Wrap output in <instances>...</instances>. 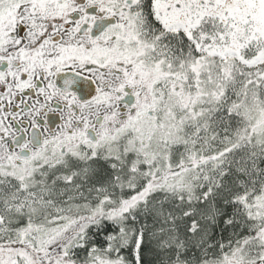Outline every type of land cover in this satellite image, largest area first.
<instances>
[{
  "label": "snow or ice",
  "instance_id": "6c2138e0",
  "mask_svg": "<svg viewBox=\"0 0 264 264\" xmlns=\"http://www.w3.org/2000/svg\"><path fill=\"white\" fill-rule=\"evenodd\" d=\"M0 264H264V0H0Z\"/></svg>",
  "mask_w": 264,
  "mask_h": 264
}]
</instances>
